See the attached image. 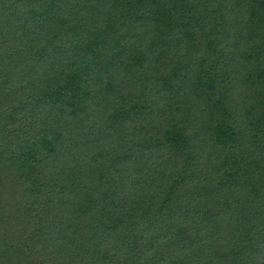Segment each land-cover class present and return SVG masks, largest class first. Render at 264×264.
I'll use <instances>...</instances> for the list:
<instances>
[{
    "label": "trees",
    "instance_id": "16d2710c",
    "mask_svg": "<svg viewBox=\"0 0 264 264\" xmlns=\"http://www.w3.org/2000/svg\"><path fill=\"white\" fill-rule=\"evenodd\" d=\"M0 264H264V0H0Z\"/></svg>",
    "mask_w": 264,
    "mask_h": 264
}]
</instances>
